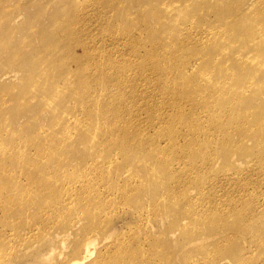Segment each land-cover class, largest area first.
<instances>
[{
    "label": "bare ground",
    "instance_id": "bare-ground-1",
    "mask_svg": "<svg viewBox=\"0 0 264 264\" xmlns=\"http://www.w3.org/2000/svg\"><path fill=\"white\" fill-rule=\"evenodd\" d=\"M60 1L0 5V264H175L163 220L187 264H264V0Z\"/></svg>",
    "mask_w": 264,
    "mask_h": 264
},
{
    "label": "rangeland",
    "instance_id": "rangeland-1",
    "mask_svg": "<svg viewBox=\"0 0 264 264\" xmlns=\"http://www.w3.org/2000/svg\"><path fill=\"white\" fill-rule=\"evenodd\" d=\"M59 1L60 0H58V1L57 0L56 1L55 0H0V5H2L4 7L5 3H6V5L8 7H10V6H17L19 4H22V7H25L24 8V10H25L24 13L25 14L27 13L28 16L32 14V15H35L36 17L37 16L40 17V19L36 22V24L39 23V25H42V24L43 25H48L49 21H50L49 20L50 16H48V13L50 15V14H53L55 12V14L57 15V11H58L57 9L60 10V8L63 7L62 5L59 6ZM63 1L64 0H61L60 3L64 4ZM253 1H255V0H250V2H253ZM54 6H56L57 8L54 7ZM21 13H22V11H21ZM26 16H23V18L20 19V21H21L20 23H22L25 26L27 25ZM25 26H23V27H25ZM77 52L80 53V48L77 49ZM9 73H11V72H9ZM9 73H7L5 71L4 58L1 57L0 58V74H1L0 80L9 79L12 76V74H9ZM244 168H245V165L243 167H241L240 170H243ZM217 170L218 171L216 172V174H218V175L223 174V166L222 165L218 166ZM237 171H238L237 168L235 170L230 171L232 174H234V177L232 179L228 180L225 183L227 185L226 188L229 189L230 191L238 190V187H237L238 183H236L234 181L235 178H238V175H237L238 172ZM250 180H252V179H250ZM206 181H207V177L201 179V181H199L197 184L202 186V187L203 186H207V182ZM257 181H259V180H257ZM253 183H254V181H253ZM225 184L224 183L223 184H219L217 187H220L219 189H221L223 187V185L225 186ZM207 187L212 189L210 186H207ZM213 191L214 190H212V192ZM255 191H258V193H259V195H258L259 198H257L256 201H257V205H258V208H257L258 211L260 209V213L257 211L259 213L258 214L259 215L258 219H260V220H258L256 218V221H257V223L261 224L260 227L263 230V231H261V234L264 235V215L262 213L264 211V206H263V204H264V185H262V183L261 184L259 183L258 185L254 184V187H252L251 195ZM156 198H158V195L155 196L154 198H152V200H154ZM152 200H150V201H152ZM187 216H188L187 214H182L181 218H187ZM228 220L230 221V218H228ZM135 224H137V219H135L131 213L128 214V215H121V217L117 218L114 221L113 225H112L113 226L112 227V231H113L112 235H113V237H115L119 233L126 232L128 230V228H130L132 225H135ZM170 224H171V222L168 221V220H163L162 222L159 221V222L155 223V226L153 227V229L150 230L149 234H151L152 239L155 238L154 239V243L155 244H159L160 246H163L166 250H168L169 252H171V253L176 255V257L174 258L175 264H184V261L187 264L188 261H186L185 258H187V260H188V259H192L194 257V254H189V253L192 252V249H194L195 245L197 243H199L201 240L199 242L191 245V242H188L189 239H187L186 242H185L186 239H184L183 240V244H181L180 242L173 240V238H170L168 236V234L167 235L166 234L162 235V233L170 231L169 229H173L172 228L173 226L170 227ZM186 233H187L186 237L192 236V235H190V232L186 231ZM225 234H227V233H225ZM241 239L244 242H246V244L244 246V248H246L248 246V244L251 242L252 237H251V235L245 233V234L242 235ZM210 242H212V241H210ZM172 243H173V245H172ZM180 245L182 247H180ZM259 253H260V250L257 252V254H258L257 258L259 260H261V257L259 256ZM39 258H40L39 256L35 257V258L34 257L31 258L29 256H25V257L21 258V260L19 261V264H44V260L39 259Z\"/></svg>",
    "mask_w": 264,
    "mask_h": 264
}]
</instances>
